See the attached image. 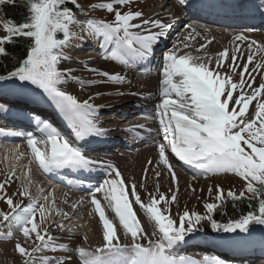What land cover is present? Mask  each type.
I'll use <instances>...</instances> for the list:
<instances>
[{"label": "snow or ice", "instance_id": "snow-or-ice-1", "mask_svg": "<svg viewBox=\"0 0 264 264\" xmlns=\"http://www.w3.org/2000/svg\"><path fill=\"white\" fill-rule=\"evenodd\" d=\"M68 2L76 4V0H21L26 9L24 21L19 24L7 21L0 25L5 33L0 36V59L9 56L6 45L15 43L16 38L26 39L28 46L25 55L19 58L11 69L6 68V74H0V81H11L13 84L19 82V85L31 84L42 90L70 121L75 138L79 141L89 136H104L106 130L94 119L96 106L90 102L93 97L89 96L88 99L80 101L59 87L68 80L77 82L81 87L91 86L90 83L73 76L72 69L59 68L62 60L70 59L64 49L73 39L83 40L85 36L102 37L105 44H115V48L105 49L103 59L129 67L133 59L146 58L152 51L154 42L164 36L172 24H165L159 19H142V12L121 11L116 8L117 5L121 9L129 6L133 0H111L93 8L113 13L114 19L111 22L94 19L79 21L73 11L64 6ZM186 2L187 0H178L181 5ZM7 4L15 5L16 0H0V11ZM80 11L86 10L81 8ZM73 25L79 26L83 35L73 32ZM134 29L143 30L147 34ZM152 29L158 31L153 32ZM192 31L195 32V29ZM58 34H62V37ZM247 39L243 34L234 37V40L239 42H246ZM253 46H256L258 51L264 50V45H258L256 41L248 44L247 63L238 73L239 83L233 82L231 75L221 76L218 71L223 67V62L229 60V68L233 72L236 71V61L239 59L236 53L239 46L233 49L231 56L227 48L219 52L215 59V68L211 66L212 59L209 57L177 55L175 50H169L163 56V78L160 82V95L163 100L157 106L160 130L163 133V142L158 146L160 164L167 167L174 183L177 178L166 153L195 169L213 174L233 173L245 181L243 190L238 194L229 190L226 196L218 185L215 189L210 186L208 194L212 197L215 191L214 202L204 204L207 210L204 216L185 211L179 216L177 224L170 218L167 207L176 201L175 194L169 200L163 194L157 198L149 193L150 202L145 204L137 194L134 184L130 188V195L134 200H129V190L114 165L89 158L81 147L70 143L51 124L37 120L41 138L37 139L28 134L26 143L40 170L44 173L61 169L90 172L102 168L108 175V179L90 191L91 203L103 225V243L94 251L80 247L77 250L80 264H201L200 261L189 258L177 259L170 254V249L185 241L186 235L192 233L202 221L207 220L213 231L224 233H234L237 230L247 233L250 225H264V81L253 89V78L252 82L247 83V87L252 89L251 94L243 91L246 84L245 73L249 72V65L254 60L255 53L251 51ZM204 47L205 45H202L197 51ZM256 69H264V58L254 65L252 71ZM88 71L114 84H123L126 79L122 75L107 71ZM237 91L238 95L234 96ZM253 101L257 103L254 115L249 119L247 113ZM245 146L250 152L246 151ZM10 179L11 176L0 183V200H4L9 208L8 212L0 211V221L9 229L7 235L0 238L12 239L15 229L22 234L25 242L32 241L31 250L26 249L20 242L15 244V250L22 258L23 264H35L33 257L41 251L65 250L64 245L55 243V238L44 227L48 219L46 213H50V209L31 197L27 185L18 193L29 199L26 205L14 203L12 197L4 193L5 184ZM97 192L104 193V200L118 218L125 236L130 235V245L121 244L116 226L107 218L100 200L96 199ZM228 198L233 202L245 198L256 200L258 208L247 215H241L234 222L218 224L211 214L218 207H222ZM43 199L48 202V196H43ZM161 202L165 204L164 210L158 207ZM133 203L148 214L160 234L159 240L155 243L149 241L147 247L137 242L138 239H143L146 233L132 207ZM51 207H55L54 200ZM72 207L74 209L76 205ZM57 214L68 219L67 213ZM57 227L64 230L63 223ZM70 259V256L65 259L53 257L51 260L44 257L41 264H67ZM203 264H219V261L206 259Z\"/></svg>", "mask_w": 264, "mask_h": 264}, {"label": "bare ground", "instance_id": "bare-ground-1", "mask_svg": "<svg viewBox=\"0 0 264 264\" xmlns=\"http://www.w3.org/2000/svg\"><path fill=\"white\" fill-rule=\"evenodd\" d=\"M98 2L108 3L111 0H99ZM168 6L170 9L167 11ZM116 7L121 11L142 12V19H159L165 24H172V27L166 31V34L160 37L157 40L158 42H154L152 49L156 53L160 47H163L168 51L175 50L177 55L191 54L194 57H209L212 59L211 66L215 68V59L219 52L227 48L231 56L233 49L239 46V51L236 53L239 57L236 61V71L233 72L229 68L230 60L224 61L223 67L218 69L221 76L231 75L233 82L236 83L240 81L239 71L247 63V56L249 54L248 44L251 41H256L258 45H264V30L256 26L247 27L227 23L222 19H204L197 12L190 14L186 20L176 26L175 19L169 17V12L171 9L176 10L181 8L178 0H133L131 5L122 9L119 5ZM82 16L80 13L79 17ZM4 22L6 21L0 14V25ZM139 22L134 21V23ZM192 29H195V32ZM134 31L147 34L139 29H134ZM152 31L155 32L158 29H152ZM4 34L2 27H0V36ZM238 34L245 35L248 38L247 41H235L234 37ZM80 35H83V33H80ZM202 45H205V47L197 51V49H201ZM113 48H115V44H105L102 37L90 38L85 36L83 40L73 39V42H70L65 48V53L70 59L62 60L59 68L61 70L72 69L73 76L86 83H90L91 86L81 87L77 82L68 80L59 87L80 101L88 99L89 96L93 97L90 102L96 106L94 119L100 127L106 130V134L101 137L90 136V138L95 139L96 146L102 142L104 144L101 145L105 146L97 147L91 157L110 162L120 171L122 179L129 190V200H134V197L130 195V188L133 184L135 185L137 194L145 204L150 202L149 193L157 198L160 194H163L169 200L175 194L176 201L170 203L167 207L170 211V218L176 221L185 211L200 213L202 209H205L204 204L206 202H214L215 191L212 197L208 194L210 186L215 189L218 185L224 191L237 186H244L245 181L233 173L213 174L203 170L194 173L192 171L193 167L181 164L174 156L166 153L177 178L175 183L172 181L167 167L159 162L158 146L163 141L157 138L155 122L153 121L157 120L159 122L157 106L163 100V97L160 95V82L163 78L164 61L162 59L153 62L151 59H147V56L143 59H133L131 66L124 67L115 61L103 59V56L106 54L105 49L111 50ZM251 51L255 53L254 60L249 65V72L245 73L246 84L243 89L248 94H251L252 89L247 87V83L252 82L253 78V89L264 81V69L252 71L254 65L261 62V59L264 58V50L258 51L257 47L253 46ZM150 62L155 65V69L159 70V72L155 70L151 72L149 69L145 70L150 65ZM137 68L138 70H136ZM88 69L119 74L126 79L123 84H114L106 81L104 77L88 71ZM236 95H238V91L234 92V96ZM256 103V101H253L249 106L247 118L253 117ZM14 105L38 109L50 119L55 117V111L52 108L54 110L55 108L57 109L56 105L44 93L42 94L30 89L23 91L12 83L6 85L0 84V128L11 122L26 124L27 120L23 117L11 115L10 107ZM61 114V118L72 127L70 121L63 113ZM5 115H7V118H5ZM56 119L57 116L55 122H57ZM123 129H128L130 133L135 134L138 141L131 140L130 142L127 138L120 136ZM8 130L7 133L4 132L5 135L0 131V141L4 140L3 145L0 144V183H3L7 177L11 176V179L5 184L4 193L12 197L14 203H21L20 201L18 202V198L22 196L18 195V193L23 190L24 185H27L31 197L36 198L46 208L50 209V213H46L48 219L44 226L49 230V234L55 238V243L64 245L65 248L63 251L58 250L56 252L49 250L41 251V253L47 252L44 256H37L36 253L33 257L35 264H41L44 257L51 260L53 257L65 259L69 256L71 259L67 261V264H80L79 258L75 256V251L80 247L79 240L84 241L86 237V240L94 241L98 246L100 244L102 246L103 231L100 230L96 221H94L95 218L100 221L98 214L94 211L95 217L93 216L91 212L93 208L90 210L91 205H89L91 202H88L87 196L81 198L82 192H76L70 186L57 183L56 180L50 178V175H53V173H44L39 169L37 163L32 159L31 150L26 143L25 137L21 141L7 142L6 137L8 135L11 136L13 133H19L14 128ZM61 131L59 129V133ZM61 135L68 139L66 133H61ZM122 140L130 143L128 145L124 144V147L114 154L115 150L112 148H115L117 143H122ZM40 146L42 147V145ZM93 151L89 150V152ZM56 172L54 174L58 176L66 175L62 169ZM97 173L108 179V175L104 169L99 168ZM105 179L101 180V184ZM67 182L73 183V181L69 180ZM187 191H191L192 193L189 194ZM45 195L48 196L47 203L43 199ZM95 195L96 199L100 200L102 207L105 208L107 218L116 226V232L120 237L121 244L130 245L131 237L130 235L125 236L124 229L119 225L118 218L115 217V213L107 206L104 200V193L97 192ZM53 200L55 201L54 208L51 207ZM23 201V205L29 203L27 197ZM4 204V200H0V206H3L0 207V211L8 212L9 208L7 204ZM72 205H76V207L73 209ZM132 207L146 233V236L143 239H138L137 242L145 245L152 240L157 242L160 235L154 222L148 218V214L145 211L140 209L139 205L133 203ZM158 207L164 210L165 204L161 202ZM58 212L67 213L68 219H65L62 215H58ZM37 220H39V214H37ZM75 221L76 223H81L79 225L82 226L83 232L68 231V229L73 228L72 225H75ZM60 223L64 224V230L57 229V225ZM101 226L103 228V225ZM6 229L7 226L0 221V237L7 235L8 231ZM153 233L156 234L153 235ZM223 238L219 236L215 240L189 239L185 248L182 249L183 245L181 246L179 253L187 250H191L190 252H192L193 249L206 253L207 248H204V246L211 244V249L220 253L231 252V254L226 255L227 257L233 256L237 259H243L242 262L251 260L249 264H264V240L258 239L252 243L242 242V244L236 245L237 241L235 239ZM14 239L15 234L12 239L0 238V264H23L22 258L15 250L17 241H14ZM22 244L26 249L31 250L32 246ZM176 250L174 249L173 252L170 250V254L179 259L178 256L173 254ZM235 250H238V253ZM238 254L241 255L240 258ZM206 259L208 261H217V258L208 259L206 256L195 257V260L200 261L201 264Z\"/></svg>", "mask_w": 264, "mask_h": 264}, {"label": "rangeland", "instance_id": "rangeland-1", "mask_svg": "<svg viewBox=\"0 0 264 264\" xmlns=\"http://www.w3.org/2000/svg\"><path fill=\"white\" fill-rule=\"evenodd\" d=\"M99 0H94V2H93V0H76V4H77V6H78V8H79V10L81 9V8H83V9H85L86 11L85 12H81V15H86L85 17H79V15L78 16H76V19L77 20H79V21H86V20H88V19H94V20H103V21H106V22H111L113 19H114V14L113 13H109V12H107V11H104V10H99V9H96V10H93V8L96 6V5H98V4H101V3H107V2H101V3H99L98 2ZM117 8V7H116ZM118 9V8H117ZM170 9V7L168 6L167 7V11ZM119 10V9H118ZM0 14H1V16L4 18V16H3V13H2V11H0ZM4 20L6 21V19L4 18ZM7 22V21H6ZM78 27V28H77ZM71 30L73 31V32H76V33H81L80 32V27L79 26H77V25H73V26H71ZM71 42H73V40L71 41ZM65 50V49H64ZM65 52H66V50H65ZM88 52V51H87ZM86 54V53H85ZM84 54V55H85ZM87 55V54H86ZM60 65V64H59ZM1 83H4L5 85L6 84H9V83H12L11 81H0V84ZM13 84V83H12ZM17 87H18V89H21V90H23V91H28L29 89L30 90H36V92H39V93H42L43 94V91L42 90H40V89H38V88H36L34 85H31V84H27V85H19V82H17L16 84H15ZM19 85V86H18ZM31 93H32V91H31ZM245 149H246V151H249L250 152V149H247L246 148V146H245ZM245 186V185H244ZM244 186H237V187H234V188H232V189H228L227 191H224V193H225V196H226V193L229 191V190H231V191H233V192H236L237 194L241 191V190H243V188H244ZM187 193H189V194H191L192 192L191 191H187ZM81 198H83V197H81ZM87 198H88V202L90 203L91 202V200H92V196L91 195H89V196H87ZM228 199H230V198H228ZM23 200H25V197H21V198H18V202L20 201L22 204H24V201ZM217 203H219V202H217ZM4 205H6V203L4 204ZM89 205H91V208H90V210H91V212L93 213V216H94V211H95V209H94V205H92V203L91 204H89ZM0 207H3V206H0ZM207 212V211H206ZM206 212H205V209H202L201 210V212L200 213H198V214H200L201 216H204V215H206ZM212 215V214H211ZM95 217V216H94ZM94 221H96V224H97V226L100 228V230L101 231H103V228H102V223L98 220V219H96L95 218V220ZM176 222H177V224L179 223V219H177L176 220ZM75 223V225H72L73 226V228L71 229V230H73V231H76V232H83V230L81 229L82 228V226L81 225H79V224H81V223H76V221L74 222ZM74 223H72V224H74ZM260 226L261 225H256V224H253V225H250L249 226V231L251 230V229H255V230H258V232L257 231H255V233L254 234H256V235H259L260 233H261V229H260ZM44 227H46V226H44ZM67 227V226H66ZM47 228V227H46ZM65 228V227H64ZM58 230L60 229L59 227L57 228ZM61 230V229H60ZM6 231H9V229L7 228L6 229ZM211 231H213L212 230V228H211V224L207 221V220H204V221H202L199 225H196V227H195V230L192 232V233H189V234H187L186 235V237H185V240H194L193 239V237H196V236H202V235H204V234H207V233H209V232H211ZM248 231V232H249ZM247 232V233H248ZM262 237H264V232L262 231ZM15 234V239H14V241H17V242H22V243H24V244H27V245H30V246H32L33 247V243H32V241L31 240H29V241H27V242H25V240H24V237L22 236V234L19 232V231H17V230H15V229H13V235ZM230 234H232V233H230ZM246 233H243V234H240V235H245ZM160 235V234H159ZM207 239V238H206ZM260 239V238H259ZM256 240H258V239H256ZM158 241V240H157ZM255 241V240H254ZM253 241V242H254ZM79 242V244H80V247H83V248H85V249H87V250H89V251H94L96 248H98V247H101V244H100V246H98L97 245V243L96 242H94V241H91V240H79L78 241ZM91 244H90V243ZM242 242H244V243H252L250 240H248V239H243L242 240ZM37 243H39V242H37ZM152 243H155V241L154 240H152ZM235 243V242H234ZM243 243V244H244ZM259 243V242H258ZM90 244V245H89ZM237 244H242L241 242H236V245ZM142 245H144L145 247H147V246H149V243L148 244H142ZM79 247V248H80ZM79 248H77V250L79 249ZM77 250L75 251V256L77 257V258H79V256H78V254H77ZM235 252H237L238 253V250H235ZM47 254V252H43V253H41V252H39V253H37L36 255L37 256H44V255H46ZM241 255L243 254V253H240ZM241 255H239L238 254V256H239V258H240V256ZM244 255V254H243ZM80 260V259H79Z\"/></svg>", "mask_w": 264, "mask_h": 264}, {"label": "trees", "instance_id": "trees-1", "mask_svg": "<svg viewBox=\"0 0 264 264\" xmlns=\"http://www.w3.org/2000/svg\"><path fill=\"white\" fill-rule=\"evenodd\" d=\"M64 6L71 9L75 15H79L81 13L77 4L74 5L73 3L68 2ZM2 13L6 21H13L17 24L23 22L26 17V9L22 6L21 0H16L15 5L7 4L3 6ZM58 35L62 37V34ZM27 46V41L24 38H16L15 43L6 45L9 56L7 58L0 59V74H6L5 69H11L16 61L25 55ZM257 208L258 201L256 200H249L245 198L240 201L233 202L231 199H226L224 205L222 207H218V209L212 213V217L218 224H226L230 221L234 222L235 220H238L241 215H247L250 211H256ZM220 233L224 232L221 231ZM232 234L240 235L243 233L237 230V232Z\"/></svg>", "mask_w": 264, "mask_h": 264}]
</instances>
